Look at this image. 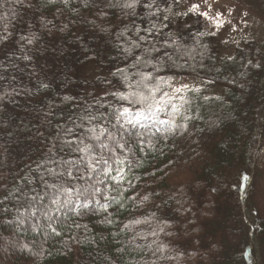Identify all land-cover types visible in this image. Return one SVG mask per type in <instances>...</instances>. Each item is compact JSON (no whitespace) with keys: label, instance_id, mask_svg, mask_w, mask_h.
Segmentation results:
<instances>
[{"label":"trees","instance_id":"16d2710c","mask_svg":"<svg viewBox=\"0 0 264 264\" xmlns=\"http://www.w3.org/2000/svg\"><path fill=\"white\" fill-rule=\"evenodd\" d=\"M240 1L264 18V0ZM148 2L135 16L108 8L102 20L83 0H0V37H7L0 39V264H264V39L243 36L226 52L202 12L182 10L181 0H155L150 9ZM137 28L146 37L133 49L140 70L153 71L143 64L151 59L163 91L170 77L201 82L176 94L179 111L165 106L131 138L125 125L121 140L115 116L144 107L111 95L134 90L116 70L137 71L119 47L137 40ZM89 113L97 116L92 124L81 119ZM101 125L127 146L111 154L115 162L106 149L93 154L122 172L106 176L98 165L80 180L45 171L57 168L53 158L82 155L69 153L58 133L74 128L84 138V129ZM42 179L91 186L89 207H79L86 201L75 191L73 204L61 206L63 196L52 204L54 190ZM93 187L101 190L95 196Z\"/></svg>","mask_w":264,"mask_h":264},{"label":"snow or ice","instance_id":"6c2138e0","mask_svg":"<svg viewBox=\"0 0 264 264\" xmlns=\"http://www.w3.org/2000/svg\"><path fill=\"white\" fill-rule=\"evenodd\" d=\"M23 2L24 0H16V3L22 4ZM50 2L54 3L55 0H50ZM62 2L65 5H68L70 3V0H62ZM174 2L179 3L180 0H174ZM140 3L141 0H83L85 8H89L93 5L97 7L98 11L96 12V15L102 20L108 15L106 9L115 7L121 8L123 10V14L126 16H135V9ZM205 3H207V0H205ZM101 4L103 5V7H100ZM154 4L155 0H149V2L145 3L143 6L145 8L150 9L153 7ZM199 7L200 6L198 4H193L188 11H197ZM200 14L210 19L216 27L222 26L221 23L216 20V17H210L207 12H203ZM153 15H155V13H153ZM165 19H168V17H165ZM47 23H51V21H48ZM92 23H94V21H92ZM97 27L101 32L108 31V28L104 27L102 24L97 25ZM154 28L155 25H153V29ZM153 29H144L143 31L151 34ZM6 30L7 26L5 25V31ZM140 31V29H136L137 40H132L131 45L129 47H123L122 45L119 46L126 56L135 59V63L130 65V68L137 69V71L133 75H129L126 68H117L116 70L120 74L121 82L123 84H126L129 88H133L134 90L127 95L122 91L113 92L111 93V95H113L120 101H127L129 105L136 104L144 106L142 110L136 112H133L131 107H123L122 111H120L119 114L115 116L117 125L119 126V135L121 137V140H123L125 136L129 135V128H126L125 125L133 129L130 134L131 138V136L138 135L134 131L137 126L144 127V125L141 124V120H151L158 113L164 111L165 106L171 104L174 111H179L178 107L173 104L172 101L178 98L175 94L182 93L185 89L188 88L187 84H182L179 87L173 88L172 93L163 91L159 84L156 83L157 80L161 79V77L159 76L160 69L152 63L151 59H144L143 64L145 66L152 65L153 71L145 72L143 70H140V63L142 58L140 56H135L133 52V49H139L141 47L138 41H144L146 39L145 36L139 34ZM121 35H123V33H121ZM6 38L7 37H0V39ZM22 39H27L28 44L33 43V40L31 38L22 37ZM225 43H227V41H225ZM155 50L159 51L158 49ZM145 51L148 50L145 49ZM24 58L29 59V57L27 56H25ZM229 59H231V57H229ZM249 63H251V61H249ZM153 72H156L157 75L154 76ZM113 75H115V73ZM136 77H139V79L137 80ZM43 86L47 87V85ZM169 87H172V85H169ZM179 98L183 99V97ZM0 99H3V97H0ZM65 99H68V97H65ZM102 115L103 114H101V116ZM81 119H86L89 124H92L93 121L97 120V116L89 113ZM121 121H123V123H121ZM159 123L168 124L170 123V121L159 120ZM60 127H63V125H61ZM156 131L159 132L160 129L157 128ZM57 136L63 146L68 149L69 153H79L82 155L76 158L67 159L63 157H61L60 159L53 158L50 163H55L57 165V168H45V171H47L50 176L56 179H60L65 176L70 179H91L93 175L97 172L98 165H103V167L100 168V171L103 172V174L106 176H111L113 171H116L117 173L122 172V169L113 168L112 164H110L109 162V158H106L105 155L102 154L97 157L93 154L96 150V147H99L102 149H106L108 151L109 156L111 157V154L117 153L118 150H123L127 146V141L121 143L119 140L116 139L115 135L112 132H110L107 128L103 127L102 125L99 127V130H97L96 126L87 127L86 129H84V138L79 135H76L74 128H67L65 129L63 136H61L59 133L57 134ZM102 137H106L108 140H111L114 146L110 147L109 144L106 143L104 139H102ZM55 147L56 146L53 145V148L49 149V151L54 152ZM83 154L87 155L85 156ZM111 158L113 159V162H115V157ZM119 163L123 164L124 161L120 160ZM58 168L60 169L59 171ZM73 170H75V173L77 175H74ZM112 178L115 180V177ZM245 179H247V177H245ZM116 182L119 183V181ZM29 183H31V181H29ZM42 183L47 188H51L54 190V197L51 201L52 204L61 205V196L64 197L63 205L61 206L73 204L72 194L75 191L77 199L84 198L86 201L85 203L79 205V207H89V203L87 202L88 197L86 194L89 192V187L91 186L84 187L82 189H74L67 183L57 184L53 182L49 184L47 180L43 179ZM100 191L101 190L99 187H93L92 195L95 196V194L99 193ZM36 198L37 197H33V199ZM40 198L43 199V197ZM104 199H107V197H104ZM145 199H147V197H145ZM95 203L99 205V210L104 212L108 211V203L101 204L99 200L95 201ZM133 223L139 224L141 222L139 220H135L133 221ZM125 227H128V225H125ZM161 231H163V229H161ZM53 232H55V229H53ZM153 235H155V233H153ZM164 250L165 248L163 245L157 247L156 249V251L158 252H163Z\"/></svg>","mask_w":264,"mask_h":264},{"label":"rangeland","instance_id":"374dc122","mask_svg":"<svg viewBox=\"0 0 264 264\" xmlns=\"http://www.w3.org/2000/svg\"><path fill=\"white\" fill-rule=\"evenodd\" d=\"M193 4L200 6L197 11L207 12L210 17H216V20L221 23V27H216L210 19L203 16L208 28L222 39L226 46V52L230 50L231 45L239 42L243 36L255 37L259 41L264 39V18L240 0H207V3H205V0H181L180 3L181 8L183 7L182 10L190 9ZM225 51H222V53H225ZM197 81L201 82L199 78L193 76L170 77L171 85H173L168 92L172 93L173 88L182 84L190 85L197 83ZM258 160L264 163V148L260 152ZM6 246L9 249L8 242Z\"/></svg>","mask_w":264,"mask_h":264}]
</instances>
